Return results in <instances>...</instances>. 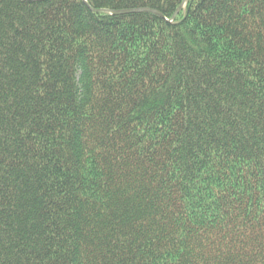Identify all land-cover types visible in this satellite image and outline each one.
<instances>
[{"label": "trees", "instance_id": "obj_1", "mask_svg": "<svg viewBox=\"0 0 264 264\" xmlns=\"http://www.w3.org/2000/svg\"><path fill=\"white\" fill-rule=\"evenodd\" d=\"M0 264H264V0H0Z\"/></svg>", "mask_w": 264, "mask_h": 264}, {"label": "water", "instance_id": "obj_2", "mask_svg": "<svg viewBox=\"0 0 264 264\" xmlns=\"http://www.w3.org/2000/svg\"><path fill=\"white\" fill-rule=\"evenodd\" d=\"M27 1H30V0H27ZM183 7H184V4L179 8V10L175 14L174 18H176L178 16V14L183 9ZM136 12H152V13L160 15L158 12L151 11V10H144V9L143 10L120 11V12H112V13L117 14V15H124V14L136 13Z\"/></svg>", "mask_w": 264, "mask_h": 264}]
</instances>
